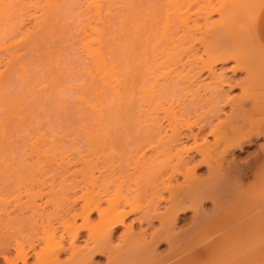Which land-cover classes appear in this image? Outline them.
<instances>
[{"label": "bare ground", "instance_id": "1", "mask_svg": "<svg viewBox=\"0 0 264 264\" xmlns=\"http://www.w3.org/2000/svg\"><path fill=\"white\" fill-rule=\"evenodd\" d=\"M263 6L264 0H0V234L7 233L6 238L0 235L4 237L0 238V263L94 264L95 257L103 256L107 263L115 264L117 258L126 259L128 255L134 264H162L177 257L180 258L173 264H196L203 257L224 252L225 247L230 250L231 246L252 242L253 236V240H258L260 234L264 235L261 233L264 205L253 214L262 216L263 222L257 220L258 216L256 220L253 215L252 219L243 216L245 220L238 221V225L234 218V221L226 220L231 206L226 207L227 216L218 213L221 218L215 212L213 219H207L208 215L201 211L203 201L217 192L220 197L224 192L214 186L220 184L225 190L231 184L226 181V176L232 174L230 170L231 174L226 173L224 179V175L217 176L224 172L219 171L215 176V168L218 166L216 170L223 171L231 168L229 160L234 158L228 160L226 156L232 150L242 151L251 144V139L255 144V138L264 133V104L258 103L262 97L260 101L257 97L253 100L250 88L244 89L245 81L241 95L228 98L220 89L224 83L222 75L215 70L217 65L234 59L237 62L232 67L233 74L245 71L251 79L260 69L264 73V67L256 72L257 67L250 76V65L246 67L244 63L243 67L242 61L237 60L238 55L251 57L248 51L253 52L251 33L248 34L251 28L246 29V23L256 27ZM191 7L197 11L193 8V12ZM214 16L216 19L212 20ZM243 28L249 32L243 33ZM196 33L208 40L218 38L214 42L212 39L206 42V38L199 40L200 46L211 44L207 48L204 44L205 50L202 48L208 59L205 57L207 61L202 60L199 68L192 67L195 65L189 68L191 55L189 62L185 58L186 77L181 74V79H186L179 80L188 81L194 91L196 87L203 88L202 84L198 85L202 73L210 78L209 89H203L209 94L204 101L213 105L206 108L208 113L202 109V116L198 112L197 91L190 93L186 88L192 98L188 99V105L183 104L187 102V91L182 93L184 85L180 82L174 84L178 82L175 81L178 59L180 63L182 51L189 48L184 45L183 49L182 45L192 40L198 43L199 37L190 38ZM176 38L187 40L183 44L177 41L179 47ZM226 42L232 46L228 45L231 49L227 51V46L223 49ZM191 44L190 47L194 45ZM173 49H178L176 52L180 51L182 57L177 53L175 56ZM175 57L177 60L173 62ZM175 61L178 67L173 66ZM186 62L183 58L180 68L184 69ZM256 63H253L255 67ZM180 98L184 99L183 106ZM219 105L230 110L221 119L224 121L218 118ZM255 114L257 120L250 119ZM214 117L218 119L216 123ZM253 120H256L254 124ZM246 126L251 128L247 131L249 138H244ZM209 137L214 138V143L197 145L199 140L205 142ZM77 140L80 144L85 141L79 145ZM189 141L192 148H178ZM213 158L215 161H210ZM201 167L211 173L206 180L196 175ZM214 176L224 179L227 186L223 188L222 179L218 182ZM121 187H125L124 193ZM232 187L234 192L235 184ZM135 190H142L143 194L136 195ZM118 192L123 194L119 198ZM139 194L144 195L142 199ZM224 194L223 197L228 196ZM138 198L144 202L143 206ZM217 203L215 208L220 206ZM161 204L163 211L159 212ZM217 208L216 211H222V207ZM187 212L194 213V226L182 230L184 233H174L176 224L185 221L180 216ZM132 215L134 223L145 224L152 232L149 235L144 229L134 232L132 224L126 227V220ZM248 219L255 220L258 226L251 225L253 222ZM153 222H157V229L153 228ZM11 228L16 231H10L13 233L10 237ZM120 228L123 231L118 240L123 243L116 244L114 234ZM253 231H260L259 236H252ZM21 232L28 236V239L22 236L25 242L21 240ZM84 232L87 235L79 247L76 243ZM218 233L217 239H210ZM233 234H238L241 243H236L238 237ZM261 238L257 245L253 241L251 264L261 259L264 262V238ZM163 243L168 253L157 256L155 250ZM40 244L44 247L38 249ZM11 250H14L12 256ZM183 253L186 257L181 258ZM66 254L68 259L61 262L60 257Z\"/></svg>", "mask_w": 264, "mask_h": 264}, {"label": "rangeland", "instance_id": "2", "mask_svg": "<svg viewBox=\"0 0 264 264\" xmlns=\"http://www.w3.org/2000/svg\"><path fill=\"white\" fill-rule=\"evenodd\" d=\"M192 8V9H191ZM190 8V10H192L193 11V8H194V10L195 11H197V9H198V7L196 6V8L195 7H191ZM264 10V6L260 9V11H259V14L257 15V20L260 18V16H261V13H262V11ZM192 11H190V14H191V12ZM195 11H193V12H195ZM214 19H216V16H214V18H212V20H214ZM248 24V25H247ZM246 25H247V28L246 29H248V28H251V30H252V32H251V30L249 29V31L248 30H246V29H244L243 28V33L245 32V30L247 31V32H249L248 34L250 35V33H251V35H250V38L252 39H250L249 38V40H251V42L252 43H250L249 41V43L251 44V48H252V50H253V52L251 51V50H248V49H250V48H248L247 50L248 51H250L252 54H254L253 56L254 57H252V54H250L249 53V55H251V57L253 58H251L250 56V58L248 57V56H246L247 58H246V60H247V62H246V60H244L245 59V56H241L240 57V55H238L239 56V58H237V60H239L238 62H241L242 61V65H243V67H247L248 66V64L250 65L249 66V68H250V76L253 74L252 72H254L255 71V69L258 67V69L256 70V72L259 70V67H264V61H263V59L264 58H260V56H264V51H263V49L262 48H264L263 47V45L261 46L260 44H258V42L259 43H261L259 40H256V39H258L257 38V35H256V27H253V26H251V24L250 23H246ZM249 25H250V27H249ZM256 26V25H255ZM254 29V30H253ZM254 31H255V35L253 36V33H254ZM246 32V33H247ZM243 33H242V36H241V38L242 39H244L243 38ZM247 34V35H248ZM191 35V34H190ZM193 36H191L190 38H192V39H195L196 37H199V36H201L200 34H195L196 36H194V34H192ZM198 35V36H197ZM247 35H246V38H245V40L247 39ZM249 35H248V37H249ZM203 37V36H202ZM202 37H199L197 40V42L198 43H196V44H194V41L192 40L191 42H192V44H194V45H192L191 47H190V45H189V43H191L190 41H189V39H188V41H189V43H187V39L186 40H182L183 42H185L186 41V43L185 44H183V43H181L182 41H178V39L175 41L178 45H179V47L181 46V44H183L182 45V48L183 47H189L188 49L186 48V50H183V49H181V50H183L182 52H184L185 53V51H186V53L184 54V53H182L183 54V58H184V61L186 62V60L189 62V57H190V55H191V57L193 56L194 57V59H193V57H192V60H191V57H190V63H188V62H186V65H184L185 66V68L183 69L182 67L180 68V64H181V66H182V64H184L183 63V58H181L182 57V54H181V56H179V54H180V51H179V54H178V52H176L174 49L176 48V47H178V45L177 44H175L176 45V47L173 49L174 51V54H175V56H176V53H177V56H179L180 58H181V61H180V63H179V60L180 59H178V66L176 65V61H175V63H174V65L173 66H176V67H178V68H176V67H174V68H176L177 69V71H178V69H179V71L177 72L178 74H176V71H174L173 70V68H171L173 71H174V73L177 75V76H180V77H178L177 78V76L175 75V74H173V76L175 75L176 76V78H175V81L176 80H178V82L176 81V83H174V84H177L178 85V83L180 82L179 80L181 79V74H183L185 77H186V72H185V69H186V67H187V65L189 66V68L192 66V65H195V66H192L193 68L195 67V68H199V66H201V61L202 60H204V61H207V55L208 54H203V53H205V51L203 52V49L202 48H204V47H206L207 45H211V44H209L210 42H211V39L212 38H210L209 37V39L210 40H208V38H206L205 36H204V38H206V42L207 41H210L207 45L205 44V46L203 47V45H199V40L200 39H204V38H202ZM218 37H220V36H218ZM256 37V38H255ZM255 38V39H254ZM218 38L216 37V39H212V41L214 42L215 40H217ZM220 39V38H219ZM225 40V39H224ZM244 40V41H245ZM180 42V43H178V42ZM204 41H205V39H204ZM220 41V40H219ZM223 41V40H222ZM222 41H220V42H222ZM228 41V40H227ZM195 42H196V40H195ZM200 42H202V40H200ZM225 42V41H224ZM223 42V43H224ZM216 43V42H215ZM214 43V44H215ZM219 43V42H218ZM233 43V42H232ZM234 43H235V41H234ZM239 43H240V41H239ZM257 43V44H256ZM217 44V43H216ZM215 44V45H216ZM220 44V43H219ZM217 45V46H220V45ZM230 44H231V41H230ZM229 44V42H228V45H230ZM243 44H245V43H243ZM242 44V45H243ZM174 45V46H175ZM185 45V46H184ZM188 45V46H187ZM214 45V46H215ZM227 45V42H226V44H224L223 46H222V43H221V46L223 47V49H226L227 47V49H226V51L228 50V49H231L229 46ZM231 45H234V44H231ZM230 45V46H231ZM238 45V44H237ZM236 45V47H238ZM241 45V44H240ZM241 45V46H242ZM253 45V46H252ZM258 45H260V46H258ZM199 46H200V48H199ZM225 46H227L226 48H225ZM235 46V45H234ZM233 46V47H234ZM208 47V46H207ZM206 47V48H207ZM212 47H213V45H212ZM232 47V46H231ZM246 47V46H245ZM247 47H250V46H247ZM246 47V48H247ZM254 47V48H253ZM192 50H191V49ZM197 48H199V50L197 49ZM206 48H204V50L206 49ZM235 48V47H234ZM234 48H232L233 49V51H235V49ZM241 48V47H240ZM244 48V47H243ZM242 48V49H243ZM255 48H258V49H255ZM190 49V50H189ZM210 48H208V50H209ZM241 49V51H240V54H241V52L242 51H244V49L242 50ZM180 50V49H179ZM211 50V49H210ZM209 50V51H210ZM246 50V51H247ZM187 51H190L189 53H187ZM197 51V52H196ZM209 51H207L208 53H209ZM230 51V50H229ZM233 51H231V52H233ZM236 51H239V50H237L236 49ZM258 51H259V53L260 54H258ZM226 53V52H225ZM244 53V52H243ZM248 53V52H247ZM187 54H189V55H187ZM197 54H198V57H197ZM202 54V55H201ZM238 54V53H237ZM256 54H258L257 56L261 59V60H259V58L258 57H256ZM185 55V56H184ZM201 57H200V56ZM203 55H206V56H203ZM236 55V54H235ZM248 55V54H247ZM195 56H196V58H195ZM173 57H174V55H173ZM207 59H206V58ZM243 57V58H242ZM176 58V59H175ZM175 58H173L172 59V61L174 62V60H177V57H175ZM185 58H186V60H185ZM188 58V59H187ZM199 58V59H198ZM248 58H249V60H248ZM257 58H258V60H257ZM197 59V60H196ZM195 60V61H194ZM198 60H200V62L198 61ZM253 60V61H252ZM193 61V62H192ZM231 61V62H230ZM230 61H228L227 60V63L225 62V63H223V64H219V65H217L216 67H215V70L217 71V74H221L222 75V77H221V79L223 80V84H222V87L220 88L223 92H225V94L227 95V97L228 98H233V97H239L240 95H241V90L243 91V88H244V85H245V81H246V85H245V90L247 91V89H249L250 88V91H251V94H252V99L254 100V99H256L257 100V98L259 99V97H262V100L260 101V99L258 100V101H260V102H258V103H261L260 105H262L263 106V102H264V73L262 74V72H261V69L257 72L259 75L258 76H256V74L257 73H255L254 72V74L252 75V77H251V79H250V77H247V74H245L246 72L245 71H238V72H236L235 74H233L232 73V67H235V65H236V62H235V60L234 59H230ZM233 61V62H232ZM244 61V62H243ZM251 63H250V62ZM257 61V65L259 64V66H257L256 65V67H255V64H253L254 62H256ZM259 61H262V62H260V63H258ZM173 62H172V64H173ZM188 63V64H187ZM192 63V64H191ZM196 63V64H195ZM244 63L246 64L245 66H244ZM200 64V65H199ZM241 64V63H240ZM253 64V65H252ZM261 65H263V66H261ZM172 66V67H173ZM183 66V67H184ZM253 66V67H252ZM253 68V69H252ZM255 68V69H254ZM175 69V70H176ZM188 69V68H187ZM228 69V70H227ZM263 69L264 68H262V71H263ZM182 70H183V72H182ZM195 70H198V69H195ZM172 71V72H173ZM181 71V72H180ZM188 71V70H187ZM180 72V73H179ZM264 72V71H263ZM185 73V74H184ZM194 73H196V71L194 72ZM241 73V74H240ZM262 74V76H260L261 74ZM182 75V76H183ZM174 76V77H175ZM245 76H246V78H249L248 80L245 78ZM255 76V77H254ZM259 76H260V78H262V81H261V79H259ZM185 77H182V79L184 80V78ZM257 77V78H256ZM252 78H253V80H252ZM181 79V80H182ZM186 79V78H185ZM232 79V80H231ZM199 80V82L200 83H198V85H203V88H201V90H203L204 88H207V89H209V87L207 86V84L209 85V83H210V78H208L207 77V75H206V73H202L201 75H200V78L198 79ZM204 80V81H203ZM250 80H251V83H250ZM255 80V81H254ZM174 81V82H175ZM258 81H260V82H258ZM186 83H183V82H180L179 84H181V85H184V87L183 86H181L182 88H184V90L181 88V87H177V85H176V88H180V90L182 91L183 90V92L182 93H186V91H187V93L186 94H188L189 93V91H192V89L188 86L189 84H187V82L188 81H185ZM208 82V83H207ZM225 82H226V84H225ZM235 82V83H234ZM249 82V83H248ZM255 82V83H254ZM183 83V84H182ZM205 83V84H204ZM228 83H230L229 85H228ZM232 83V84H231ZM237 83L238 84H240V86H238L237 85ZM253 83V84H252ZM259 83V84H258ZM185 84L187 85V87L185 86ZM254 84L255 85H258V86H254ZM262 84V85H261ZM205 85V86H204ZM225 85V86H224ZM231 85H234V86H231ZM233 87L232 88V91H230L229 92V87ZM235 86H237V87H235ZM235 87V88H234ZM248 87V88H247ZM252 87V88H251ZM189 90H187V89ZM196 88H200V87H196ZM195 88V89H196ZM247 88V89H246ZM193 89L194 91H192V92H190V93H193V92H195V91H197V93H195V95L197 96V95H199V97H196L198 100V103H199V111L198 112H200V114H201V116H202V112H203V110H204V113H206V111H207V109L208 108H210V105H213V104H211V102L210 103H208V102H205L204 101V98H206L207 97V100H208V96H209V94L208 93H206V92H208V90H206V92L203 90V91H201V90H199V89ZM255 89H257L258 91H260V92H258V91H254ZM254 92H253V91ZM181 91H179V89H178V92H181ZM185 91V92H184ZM199 91V92H198ZM249 91V90H248ZM177 92V95L178 94H180V95H178L179 97H182V94L181 93H178ZM204 92L206 93L205 95H204ZM257 92V93H256ZM244 93V92H243ZM248 93V92H247ZM259 93V94H258ZM208 94V95H207ZM255 94V95H254ZM258 94V95H257ZM184 95V94H183ZM201 95V96H200ZM203 95V96H202ZM225 95V96H226ZM249 96H250V92H249V94H248ZM185 97H187V99L185 98ZM185 97H183V98H185V101L187 100V102L185 103L183 100H182V98H180V103H181V105H182V103L183 104H189V100L188 99H191L192 97L190 96V94H188V96L186 95ZM191 97V98H190ZM257 97V98H256ZM227 98V99H228ZM199 99L201 100V101H199ZM206 100V99H205ZM206 100V101H207ZM203 102V103H202ZM203 105H202V104ZM204 103H206L205 105H204ZM201 104V105H200ZM209 104V105H208ZM259 105V104H258ZM183 106V105H182ZM200 106H203V107H201L200 108ZM204 106H205V108H204ZM220 106V107H219ZM218 106V109H219V116H218V118H219V120L220 121H224V119L223 120H221L223 117L225 118V115H228V113H229V108L228 107H222V105H219ZM207 108V109H206ZM203 109V110H202ZM206 110V111H205ZM197 112V113H198ZM223 112V113H222ZM203 113V114H204ZM207 113H208V111H207ZM199 114V113H198ZM256 115V114H255ZM255 117H257L258 118V116L256 115V116H254L253 115V117H251L250 119H254ZM257 118H255L256 120H257ZM214 120H213V122L214 123H216L217 122V120H216V118L214 117L213 118ZM256 120H253L254 122L252 123V124H254L255 122H256ZM262 121V120H261ZM260 121V122H261ZM259 122V123H260ZM259 125V124H258ZM250 127V126H249ZM248 128V126H246V133L244 134V138H246V136H247V138H249V136L248 135H250V131L249 132H247L248 130H250L251 128H249V129H247ZM249 133V134H248ZM80 139V138H79ZM83 139V138H82ZM213 140H214V138H211V137H209V138H207V142L205 141H202V140H199L198 141V143H197V145L199 144V146H203V143H207V144H211L212 142H213ZM80 141V140H79ZM79 141L77 140L76 141V143H78L79 145H83L84 144V141H83V143L82 144H80L79 143ZM82 141V140H81ZM202 141V142H201ZM201 143V144H200ZM214 143V142H213ZM192 145L193 144H191V141H189V142H186V143H183L182 144V146H181V144L178 146V148L179 149H181L182 147L184 148V146H185V148L184 149H186V148H188V149H190V148H192ZM222 145V144H221ZM233 152V153H232ZM235 152V153H234ZM253 152V153H252ZM232 154V155H231ZM213 156V155H212ZM212 156H210L209 158L210 159H212ZM231 156H232V158H231ZM255 156V157H254ZM215 157V156H214ZM216 158V157H215ZM215 158H213V160H210V161H215L214 159ZM228 158V160L229 159H233L232 161L231 160H229L230 161V163H232V164H230V166L232 165V167L230 168L229 167V169H225V168H223V169H225L224 171L221 169H218V170H216L217 169V167L215 168V176L218 174V172L219 171H221L223 174H221L220 173V175H217L218 177H222L223 175V177L222 178H226V177H228L227 178V182L229 181V183L231 182V184H233V185H231V184H229V186H227V185H224V184H228L227 182H223V181H225L224 179H222V178H218L219 180L220 179H222V180H220V183L221 184H223L224 185V187L223 188H225V186H227V187H229V188H225V190H222V188L220 187L221 185L219 184V183H217V184H219L218 186H214L213 184H212V186H214V187H218V190H220L221 189V191L223 192H226L225 194L226 195H228V196H225V197H223V194H224V192L222 193V195L220 196V194H219V196L222 198H220V197H218V192L216 193V194H212L211 196H210V198H208V199H204L205 201H203V202H205V203H203L202 204V209L203 210H201L203 213H206L207 215H208V218L207 219H209V217L211 218L212 217V219L214 218L213 216H212V214L214 215V214H218V213H220L221 212V214H224L225 216H227V214H226V207L227 206H231V209L232 210H228L229 212H227L228 213V215L229 216H227V217H229V219L227 218L226 220H233V218H234V220L236 219V223H237V225L239 224V222L240 221H242L243 219H244V217H245V219H247V218H251V216L253 215V214H255V213H257L260 209H261V207L264 205V196H261L262 194L264 195V176L263 177H261L260 175H261V173L262 172H259V170L260 169H264V159L261 157V155H260V152H259V150H258V148H257V146H256V144H253V141H252V139H251V144H247V145H245V147L243 148V150L242 151H239V150H232L231 152H230V154L228 155V156H226V159ZM196 159H199V157H196ZM256 159H257V161H256ZM240 160V161H239ZM256 161V162H255ZM235 162V163H234ZM216 165H217V162L215 163ZM214 164V165H215ZM238 164V165H237ZM120 165V164H119ZM123 165V164H122ZM127 165V164H126ZM212 165H213V163H212ZM238 167H237V166ZM115 166H117V164H115ZM121 166V165H120ZM125 166V165H124ZM225 166V165H224ZM235 166V167H234ZM118 167V166H117ZM116 167V168H117ZM215 167V166H214ZM219 167H221V166H219ZM223 167V166H222ZM236 167L238 168V170L236 169ZM248 167V168H247ZM260 167V168H259ZM233 168V169H232ZM118 169H120V167L118 168ZM232 169V170H231ZM263 169L261 170V171H263ZM229 170H230V172L232 173V174H234L235 176H234V178H233V176H232V174L229 172ZM234 170H236V172H237V174H236V172L234 171ZM207 171V172H206ZM240 171V172H239ZM228 172L231 174V175H228ZM234 172V173H233ZM226 173H227V175L228 176H226L225 177V175H226ZM209 174L211 175V173H208V170L206 169V167H201L200 169H198V170H196V175H197V177H200V178H202L203 180H206V178L208 179V177H210L209 176ZM212 175H214V174H212ZM241 175V177H238V176H240ZM208 176V177H207ZM213 177V178H216V177ZM229 176H231V177H229ZM260 178H262V179H260ZM231 179V180H228V179ZM237 178H238V181H237ZM217 179V178H216ZM217 179V181L219 182V180ZM233 179H234V183H233ZM236 179V180H235ZM260 179V180H259ZM179 181V180H178ZM216 180H214V182H215ZM180 182H181V180H180ZM211 182V181H210ZM210 182H209V184H210ZM213 182V183H214ZM179 183V182H178ZM215 185H216V183H214ZM234 184H235V191L233 192V188L234 187H232V186H234ZM211 185V184H210ZM248 185V186H247ZM260 185V186H259ZM220 187V188H219ZM123 190H122V192L121 193H124V191H126V190H124L125 189V187H121ZM121 188L120 189H118L119 191L121 190ZM238 188V189H237ZM131 189H135V188H133V187H131ZM140 191V190H139ZM139 191H133V192H136L135 194L137 195L138 194V192ZM221 191H219L220 193H221ZM263 191V192H262ZM141 192H142V190H141ZM141 192H139L140 194H143V192L141 193ZM232 192V193H231ZM235 192H236V194H235ZM262 192V193H261ZM119 194H118V198H119V195L121 194L120 192H118ZM249 193V194H248ZM251 193H252V195H251ZM132 194H134V193H132ZM139 194V195H140ZM224 194V195H225ZM254 194V195H253ZM115 195V194H114ZM121 195H123V194H121ZM126 195V194H125ZM124 195V196H125ZM135 195V196H136ZM236 195H238V196H236ZM261 196V197H263V198H261L260 197V199H259V197H257V196ZM124 196H122V197H124ZM131 197H132V195H130ZM129 196V197H130ZM142 196H144V195H140V198L142 197ZM232 196V197H231ZM235 196V197H234ZM247 196H249V197H247ZM254 196H256V197H254ZM117 197V196H116ZM130 197V198H131ZM136 197H138V196H136ZM238 199H237V198ZM239 197H240V199H239ZM241 197H242V199H241ZM133 198H134V196H133ZM223 198H225V200L223 199ZM231 198V199H230ZM111 199H112V197H111ZM114 199V198H113ZM142 199V198H141ZM139 200V198H138V201H140L139 202V204H140V206L142 205H144V202H141L142 200ZM221 199V200H220ZM234 199L236 200V201H234ZM251 199H253V200H251ZM255 199V200H254ZM116 200V199H115ZM120 200V199H119ZM224 200V201H223ZM230 200H231V202H230ZM243 202H242V201ZM250 200V201H249ZM206 201H208V202H206ZM222 201H223V203H222ZM229 201V202H228ZM234 201V202H233ZM217 202H219V205L220 206H218V208L219 209H221V207H222V211H220L219 210V212L218 211H216V208H215V206L218 204H216ZM237 202V203H236ZM250 202V203H249ZM136 203V202H135ZM227 203V204H226ZM233 203H234V205L236 204L237 205V207H236V205H235V207H234V205H233ZM260 203H261V206H260ZM263 203V204H262ZM216 204V205H215ZM226 204V205H225ZM228 204H230V205H228ZM239 204V205H238ZM250 204V205H249ZM215 205V206H214ZM244 205H246V206H244ZM258 205V206H257ZM104 206L105 207H107V205L106 204H104ZM103 206V207H104ZM160 206V205H159ZM158 206V207H159ZM252 207H257V209H254V208H252ZM160 208V209H159ZM158 209H159V212H162L163 211V205L161 204V206L159 207ZM217 208V209H218ZM229 208V207H228ZM235 208V209H234ZM251 208V210L250 211H247L248 209H250ZM263 208H264V206H263ZM213 209V210H212ZM252 209H253V211H252ZM215 210V211H214ZM255 210V211H254ZM240 211V212H239ZM214 212V213H213ZM216 212V213H215ZM247 212V213H246ZM251 212V213H250ZM247 214H249V215H247ZM209 215H211V216H209ZM219 216H218V218L220 217L221 218V215L220 214H218ZM194 216V213H192V212H187V213H184V214H182L180 217L182 218V219H185V221L183 222V221H180V222H178L177 224H176V228H175V231H174V233H179L180 231H182V230H184L185 229V231H187V229L189 228V226H190V228L191 227H193L194 226V224L193 223H195L196 221L194 220L195 218V216ZM215 216V215H214ZM244 216V217H243ZM254 216H255V220H256V217L258 216H256V215H253L252 216V218L254 219ZM134 218V215H132V216H130L127 220H126V222H125V226L126 227H128V226H130L131 224H132V228H133V230H134V232H139V230L140 229H144V232L145 233H147V235H149V233H150V231H151V229H149L148 227H146L145 226V224L144 225H139L137 222H133L132 221V219ZM243 217V218H242ZM259 217V219H260V217H262V216H258ZM258 217H257V220L258 221H262L261 219L259 220L258 219ZM94 218H95V215H93L92 216V218H91V220L93 219L94 220ZM190 218V219H189ZM193 218V219H192ZM216 218V217H215ZM226 218V217H225ZM224 218V219H225ZM232 218V219H231ZM251 218V219H252ZM187 219V220H186ZM244 219V220H245ZM250 219V220H251ZM263 219V221H264V217L262 218ZM92 220V221H93ZM195 222H194V221ZM233 220V221H234ZM249 220V219H248ZM249 220V221H250ZM255 220H251V222H253V224L251 223V225H254V227L256 226L255 224H258L257 222L255 223ZM239 221V222H238ZM262 221V222H263ZM193 222V223H192ZM248 222V221H247ZM260 222H259V224H260ZM79 223V222H78ZM78 223L75 225V226H77L78 225ZM134 223V224H133ZM188 223V224H187ZM235 223V224H236ZM245 223V222H244ZM153 225V228L154 229H157V227H158V224H157V222L155 223V222H153L152 223ZM193 224V225H192ZM248 224V223H247ZM138 225V226H137ZM192 225V226H191ZM75 226H73V227H75ZM157 226V227H156ZM185 226V227H184ZM258 226V225H257ZM256 226V227H257ZM72 227V228H73ZM152 228V229H153ZM250 228V227H249ZM3 229V228H2ZM153 229V230H154ZM248 229V228H247ZM253 229V228H252ZM251 229V230H252ZM93 230V233H96L95 231H96V228H93L92 229ZM2 231H6V230H2ZM13 231V229L11 228V230H9V236H10V234H13L16 230H14L13 231V233H11V232ZM22 231V230H21ZM123 231V228H120V229H118L117 230V232L114 234V237H115V239L113 240L116 244H122L123 242H120V240H118V236L120 235V233ZM141 231V230H140ZM147 231V232H146ZM149 231V232H148ZM92 232V231H91ZM137 232V233H138ZM152 232V231H151ZM238 232V231H237ZM256 232H258V233H256ZM23 233H25V231L23 232ZM181 233V232H180ZM182 233H184V231H182ZM222 233H223V231H222ZM226 233V232H225ZM225 233H223L224 235H225ZM240 234H242L241 232H239ZM238 233V234H239ZM252 233V232H251ZM259 233H260V231H255V233H254V231H253V233H252V236H253V234L255 235V236H257V234H258V236H259ZM261 233H264L263 231L261 232ZM3 234V236L5 237V235L7 234V233H2ZM2 234H0V235H2ZM16 234L17 235H19L17 232H16ZM15 234V235H16ZM86 232H84V233H81L80 234V238H79V240H78V243H76V245L78 244L79 245V247H80V245L82 246L83 245V241L82 240H84V239H82L83 237H85L86 235ZM222 234V235H223ZM232 234V233H231ZM235 234V233H234ZM233 234V235H234ZM237 234V235H238ZM249 235H250V233H248ZM248 234L246 235V236H248ZM15 235H13L14 237H15ZM25 235V234H24ZM23 234H22V232H21V240H22V242H25L26 241V239H28V236L26 237V236H24ZM27 235H28V233H27ZM218 235H220V233H218V234H216V235H214V236H212L210 239L211 240H213L214 238H216L217 239V236ZM237 235H234L235 237L237 236ZM261 236L263 235V234H260ZM19 236V237H20ZM22 236H24L23 237V239H25V241L22 239ZM234 236H232L231 235V238H233ZM261 236L260 237H258V240H253L254 239V236H253V239H252V242L250 241V243H246L245 244V242L243 243V244H241L240 246L238 245L239 243H241V242H238L239 241V236H237L238 237V239H235V241H236V243H238L237 245V247H234V246H231V248H230V250L228 249V250H226V248L227 247H225V250H224V252H222V253H218V254H216V255H211V256H209V257H203V259H201L198 263H196V264H251V262L249 261L250 260V258H251V256L253 255L252 253H251V249L254 247L253 245L255 244V245H257L259 242V239L261 238ZM264 236V235H263ZM2 236H0V238H1ZM4 237H2V238H4ZM8 237V236H7ZM11 237V236H10ZM220 237V236H219ZM228 237V236H227ZM229 237H230V235H229ZM228 237V239H230ZM234 237V238H235ZM242 237H243V235H242ZM251 237V236H250ZM6 238V237H5ZM149 237L148 236H146V239H148ZM255 238H257V237H255ZM264 238V237H263ZM263 238H261V240H263ZM16 239H18V240H20V238H16ZM150 239V238H149ZM149 239H148V241H149ZM215 239V240H216ZM228 239H226L227 240V242H228ZM240 239H241V236H240ZM244 239H246V238H244ZM248 239V238H247ZM251 239V238H250ZM18 240H16V242H19L20 243V241H18ZM233 240V239H232ZM11 241V243H13L14 242V244H15V241L14 240H10ZM13 241V242H12ZM210 241V240H209ZM230 241V240H229ZM234 241V242H235ZM246 241V240H245ZM255 243H254V242ZM257 241V242H256ZM264 241V240H263ZM21 242V243H22ZM114 243V244H115ZM231 243V242H230ZM24 244V243H23ZM114 245V246H117V245ZM228 244V243H227ZM235 244V243H234ZM233 244V245H234ZM245 244V245H244ZM248 244V245H247ZM260 244H262L263 245V242L262 243H260ZM13 245V244H12ZM41 245V244H40ZM228 245H231V244H228ZM244 245V246H243ZM250 245H252V246H250ZM262 245H261V247H262ZM40 248H38V249H41V247L43 248L44 247V245L42 244L41 246H39ZM67 247V246H66ZM122 247V246H121ZM167 247V245H166V243L164 244H162V245H160V246H158L157 248H156V250H155V252H156V255L158 256V255H160V256H163V255H167V253H168V247ZM259 247V246H258ZM134 248V247H133ZM257 248V247H256ZM255 248V249H256ZM136 249H137V247H136ZM254 249V248H253ZM252 249V250H253ZM259 249V248H258ZM264 249V248H263ZM263 249H262V251H263ZM257 251V250H256ZM155 252H154V254H155ZM255 252V251H254ZM185 253V252H184ZM182 254V256L183 257H181V258H184V257H186V255L189 253V252H186L185 254ZM217 253V252H216ZM256 253V252H255ZM14 254V250L12 251L11 250V253H10V256H12ZM252 254V255H251ZM259 254V253H258ZM257 255V254H256ZM259 256H260V254H259ZM121 257H123V256H121ZM121 257H119V258H117L115 261V264H134L133 263V260L132 259H130V257H128V255H127V258L125 259V258H121ZM211 257V258H210ZM255 257V256H254ZM178 258H180V257H177V258H175V259H172V260H168V261H166V262H164V263H162V264H173L174 262H176L177 260H178ZM261 258V257H260ZM259 258V259H260ZM66 259H68V255L66 254V255H62V257H60V261L61 262H63V261H65ZM130 261H129V260ZM120 260V261H119ZM132 261V262H131ZM173 261V262H172ZM214 263H213V262ZM31 262V261H30ZM118 262V263H117ZM169 262V263H168ZM221 262V263H220ZM227 262V263H226ZM93 263L94 264H110V263H107V260H106V258L105 257H103V256H99V257H95L94 258V260H93ZM264 264V262H263V259H261V260H259V261H257L256 263H254V264ZM0 264H2V263H0ZM112 264H114V263H112ZM252 264H253V262H252Z\"/></svg>", "mask_w": 264, "mask_h": 264}, {"label": "crops", "instance_id": "3", "mask_svg": "<svg viewBox=\"0 0 264 264\" xmlns=\"http://www.w3.org/2000/svg\"><path fill=\"white\" fill-rule=\"evenodd\" d=\"M256 35L258 40L264 47V10L262 11L260 18L256 22ZM260 124L258 125V127L260 126ZM259 137L255 138V144L260 152L261 157L264 159V133H262Z\"/></svg>", "mask_w": 264, "mask_h": 264}]
</instances>
